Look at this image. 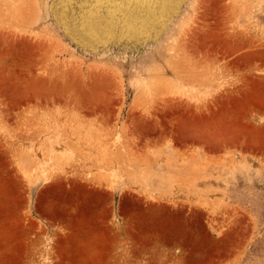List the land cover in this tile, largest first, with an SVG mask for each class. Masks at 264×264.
<instances>
[{
  "label": "rangeland",
  "instance_id": "obj_1",
  "mask_svg": "<svg viewBox=\"0 0 264 264\" xmlns=\"http://www.w3.org/2000/svg\"><path fill=\"white\" fill-rule=\"evenodd\" d=\"M0 264H264V0H0Z\"/></svg>",
  "mask_w": 264,
  "mask_h": 264
}]
</instances>
